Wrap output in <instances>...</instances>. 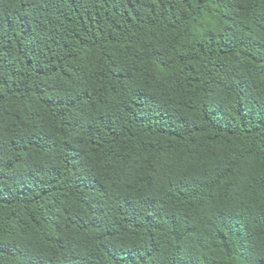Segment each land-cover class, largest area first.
<instances>
[{
    "label": "trees",
    "instance_id": "obj_1",
    "mask_svg": "<svg viewBox=\"0 0 264 264\" xmlns=\"http://www.w3.org/2000/svg\"><path fill=\"white\" fill-rule=\"evenodd\" d=\"M0 264H264V0H0Z\"/></svg>",
    "mask_w": 264,
    "mask_h": 264
}]
</instances>
